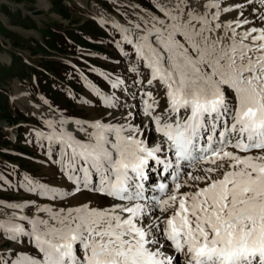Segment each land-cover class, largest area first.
Listing matches in <instances>:
<instances>
[{"label": "snow or ice", "instance_id": "obj_1", "mask_svg": "<svg viewBox=\"0 0 264 264\" xmlns=\"http://www.w3.org/2000/svg\"><path fill=\"white\" fill-rule=\"evenodd\" d=\"M159 11L131 29L114 24L119 51L134 55L133 83L165 90L160 114L144 92L158 142L141 138L131 112L118 124L75 121L84 140L71 122L46 120L50 131L36 130L35 143L67 183L17 173V188L48 201L95 193L113 202L0 218V264H264V7L205 0L198 12L177 0ZM99 75L113 91L93 84L95 95L123 107V77ZM6 180L0 173V186Z\"/></svg>", "mask_w": 264, "mask_h": 264}, {"label": "rangeland", "instance_id": "obj_2", "mask_svg": "<svg viewBox=\"0 0 264 264\" xmlns=\"http://www.w3.org/2000/svg\"><path fill=\"white\" fill-rule=\"evenodd\" d=\"M244 2L222 0V5ZM176 3L177 0H0V173L7 177L5 185L11 181L9 186H0V218L8 219L13 213L17 217L38 215L36 208L49 204L57 208L75 205V197L48 201L26 193L17 188V173L31 174L54 187L66 185L59 166L49 161L35 143L36 130L50 131L46 120L71 122L69 130L82 140L86 136L76 131L79 125L75 121L91 123L101 118L106 123L124 122L128 107L106 108L95 95L93 84L109 94L113 91L99 73L125 80L128 91H115L122 104L136 103L134 110L141 117L132 114L128 117L131 123L143 129L148 122L143 115V101L148 99L145 91L152 92V98L159 102L157 111L162 113L167 104L165 90L158 83L149 86L146 78L143 84L133 83L139 79L128 70L134 55L125 56L119 51L122 33L114 24L131 29L153 15L162 16L161 7L171 8ZM187 3L199 12L205 0ZM256 4L264 7L259 0ZM229 17L234 19L236 12L221 18ZM124 47L131 53L130 46ZM151 131L154 137L146 133L141 137L147 138L150 146L159 137L154 129ZM157 177L154 175L153 182L159 180ZM25 200L35 203L22 210L8 207Z\"/></svg>", "mask_w": 264, "mask_h": 264}, {"label": "bare ground", "instance_id": "obj_3", "mask_svg": "<svg viewBox=\"0 0 264 264\" xmlns=\"http://www.w3.org/2000/svg\"><path fill=\"white\" fill-rule=\"evenodd\" d=\"M104 18V17H103ZM113 21V20H112ZM115 21H116V19H115ZM6 26V25H5ZM7 27V26H6ZM8 28V27H7ZM24 32H27V34H32V33H34L33 31H24ZM0 37H2L1 35H0ZM28 60V59H27ZM123 99V98H122ZM138 99H140V98H138ZM124 107H128V112L127 113H129V112H131L133 115H137L138 117H140V113H137V111L136 110H134L135 109V105H134V103H132V102H130V103H127L126 105L125 104H123V107H121V108H119V109H122V108H124ZM119 111H121L122 112V110H119ZM123 113V112H122ZM136 116V117H137ZM137 117V118H138ZM123 118V117H122ZM68 119V118H67ZM70 119V118H69ZM99 119V118H98ZM134 120H136L135 119V117L133 118ZM100 120H101V118H100ZM149 128H150V124L145 128V124H144V126H143V130H144V134L146 133L149 137H151L153 134H152V132H151V130H149ZM83 136V135H82ZM79 138V137H78ZM155 139V138H154ZM192 171V170H191ZM81 199H90V202L92 203V204H94V205H97V206H100V205H103V206H105V207H107V206H109V205H111V203L113 202L112 200H111V198H108V197H104V196H99V195H94V194H90V193H84V195H83V197H81L80 196V194H77V196L74 198V201H73V203L76 205Z\"/></svg>", "mask_w": 264, "mask_h": 264}]
</instances>
